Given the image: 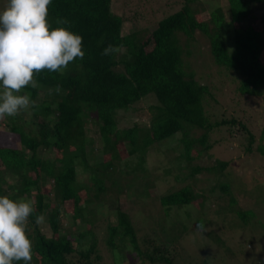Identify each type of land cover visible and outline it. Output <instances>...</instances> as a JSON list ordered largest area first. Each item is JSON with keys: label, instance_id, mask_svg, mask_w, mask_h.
Segmentation results:
<instances>
[{"label": "trees", "instance_id": "1", "mask_svg": "<svg viewBox=\"0 0 264 264\" xmlns=\"http://www.w3.org/2000/svg\"><path fill=\"white\" fill-rule=\"evenodd\" d=\"M114 1L52 0L48 6L50 30L63 27L82 36L85 56L70 62L63 74L48 70L35 74L38 87L29 85L19 95L27 94L36 106L0 120L7 139L0 142V195L31 198L34 189L39 192L28 220L31 232L26 231L32 241L30 264H98L102 241L116 264H125L127 253L136 258V264H181L178 248H183L185 235L197 230L203 238L217 232L211 227L212 231L202 232L205 224L199 219L194 225L180 219L169 225L158 223L161 231L148 228V221L139 227L128 210L115 204L122 193L131 196L136 205L142 203L137 205L141 210H146V200L159 198L165 214L196 204L208 221L225 211L239 220L237 216L244 217L252 209L249 205L254 197L243 186L238 189L232 175L225 174L231 162L217 158L212 151L215 145L236 140L238 145L231 143L236 159L242 161L244 155L251 168L264 170V163L260 164L264 159V30L257 28L264 25V15L255 24L256 16L264 11V0H228L230 21L220 8L205 21L200 14L205 6L199 4L194 9L198 0H184L179 11L153 23L152 29L143 27L129 33H124L126 18L114 10ZM57 20L68 23L58 24ZM200 33L208 43L207 53L201 48ZM109 45L119 46L120 52L102 55ZM211 66L229 72L238 82L236 106L223 90L204 84L198 76ZM251 104L260 112L256 121L247 120L249 111L242 108ZM120 115L133 116L125 129L120 128ZM222 130L228 135L217 138ZM180 133L182 152L169 155V167L163 173L170 174L180 165L186 171L173 172L175 186L162 192L156 183L158 169L149 163H160L162 152L167 154L160 145ZM17 144L20 149L14 146ZM124 155L135 159H128L126 166L142 174L141 181L127 191L120 164ZM81 166L94 168L89 176L91 185L80 180ZM7 175L16 186L7 181ZM192 180H199L197 186ZM51 181L58 204L51 217L55 233L62 207L68 202L73 203L74 219L80 217L85 190L87 215L77 246L67 236L47 238L36 223V217L46 213L48 198L43 191ZM179 183L187 184L180 187ZM100 204L116 212L115 220L107 217L103 229L96 211ZM186 215L192 217L190 212ZM178 222L188 223L181 229ZM102 230L99 238L97 233ZM85 237H89L87 246L82 243ZM178 240L182 244L175 249ZM230 240L205 238V246L195 249L193 258L196 256L199 264L207 263L205 256L214 261L223 262L228 256L242 261L236 259V249L231 251Z\"/></svg>", "mask_w": 264, "mask_h": 264}, {"label": "rangeland", "instance_id": "2", "mask_svg": "<svg viewBox=\"0 0 264 264\" xmlns=\"http://www.w3.org/2000/svg\"><path fill=\"white\" fill-rule=\"evenodd\" d=\"M184 0H115L114 1V10L118 12L119 14H124L126 18V23L124 25V33H129L130 31H135V29H140L143 27H148L149 29H152L153 26H155L160 20L167 17L170 14H173L177 11H179L182 6V2ZM8 3V0H0V11L4 10ZM198 3V5H197ZM205 6L204 10H200L201 18L205 21H209L211 14L214 10L220 8L224 12L226 18L228 21L231 20L230 14H229V4L228 0H198L194 5L193 8L196 9L197 6ZM216 12V11H215ZM264 15V11L260 12L255 19V24H258L261 22V18ZM155 23V25H153ZM263 26V27H262ZM257 28H262L264 30V25L260 24L257 26ZM233 34V31H231L230 35ZM199 39L201 42V45L204 49V53H207L209 51V46L205 38H203V35L201 33L199 34ZM197 46H195L196 48ZM202 56H200L198 59L200 60ZM208 69V67L204 68ZM222 71L223 73H221ZM217 69L216 67L211 66L209 68L208 72H200L198 76L201 80H203L204 84H207L211 87H214V89H220L223 90L225 94H227L231 100L230 104L232 106H236L237 102L239 101V94L236 89L238 82L234 79V76L231 75L229 72H225L222 69ZM207 76H210L208 79H206ZM203 78V79H202ZM243 101H246L244 99ZM242 101V105H243ZM251 103V102H250ZM212 105V103H211ZM210 105V107H211ZM142 108L145 107V105H140ZM242 108L249 111V119L253 121L258 120L260 117L259 110H255V106L253 104L251 105H245ZM237 109V108H236ZM19 114H22L21 112ZM146 114V113H145ZM145 116V115H144ZM146 117V116H145ZM133 118V116H119L120 120V128L125 129L128 124V121ZM250 123V122H249ZM251 124V123H250ZM221 134V135H220ZM213 137L215 134H213ZM217 138L222 136H227L228 133L224 130H222V133L217 132ZM182 138L181 133L173 137L170 142L169 140H165L164 142H168L167 144L160 145L161 149L165 151L167 154L162 152V156L160 157V163L152 161L149 164H154L155 168H157V185L158 189L162 192H165L166 189L172 188L176 184V180L174 179V174H179L178 170H181V173H185V167L183 165L177 166L174 171H172L170 174L163 173V169H166L169 167V159L171 155H176L177 153L182 152L183 145L180 142V139ZM6 137L3 136V128L0 127V142L1 144L6 143ZM163 142V143H164ZM231 143H235L238 145V143L235 141H232L230 143H225L221 145H215V148L213 149L212 153L220 159L228 160L230 161V168L225 172L230 175H232V179L235 182V185L238 189H240L242 186L246 190V192L253 198V204L251 203L249 207V211H247L246 216L241 217L237 216L239 218L235 219L231 217L228 212H220L219 214L214 216V221H208L207 215L201 214L199 212V209L196 207V204L189 205V206H183L180 209L172 210L168 214H165V211L162 210V207L160 205L159 198H149V200H146L144 202V207L146 210L139 209L138 206H140L142 203H136L132 202V197L127 196L125 193H122L119 197L114 195L115 198V204L122 205L124 210H128L130 214L132 215L135 222L138 223L139 227H142V225L145 226V223L147 221L149 224H147L150 229L155 228L157 231H161L160 225L157 226L158 223L163 225H169V222L174 220H183V221H189L191 225H194L193 222L199 220H203L205 226L202 229V232H210L212 231L211 228L215 229L217 232H211L208 235L205 234L203 238L200 235L199 231H191L187 235H185L182 239L183 248L182 246L179 247L182 243H180L177 246H174L175 249L178 248L179 253V259L181 260V264H199L197 263L196 256L195 259L193 258L195 249L198 250L201 247L205 246L204 239H214L217 237H227L231 238L230 241H228L229 246L231 247V251H234L236 249L238 251V258L236 259L242 260L235 262L230 256L228 258L223 259L222 261H214L212 257L206 258L207 263L206 264H260V262L263 261L264 258V170H261L260 168H251L247 163L249 162V158L243 155L242 161H238L235 157V155L232 153L231 150ZM9 144V143H8ZM7 144V145H8ZM6 145V146H7ZM16 148L20 149L19 144L14 145ZM174 150L173 152L170 150ZM175 152V153H174ZM46 155V154H45ZM127 155L123 156V163H120L123 167L122 175L123 180L122 184H124L125 191L128 190L130 186H134V184H138L141 181L142 174H138L135 169H131L126 166L127 160L131 159L135 161L134 158H126ZM166 157L167 162L164 163L163 160ZM214 157V158H216ZM153 160V158H152ZM246 161V162H245ZM212 163V160H211ZM264 163V159L262 158L260 161V164ZM148 164V169L152 173V166ZM203 164H206L203 163ZM163 167V168H162ZM4 167H1V169ZM94 171L90 168H85L84 166L78 167V173L80 174V180L84 183H87L88 185H91L92 182L89 181V176ZM5 175V174H4ZM230 180V179H229ZM7 181L11 182V184L16 186L17 182L14 183L12 178L7 175ZM192 184L197 186L199 180H192ZM251 182H256L255 184H251ZM51 184H47V186L44 188L45 196L47 199V206H46V213L44 214V220L38 224V227L40 230L45 234L47 238H55L59 239L60 237L65 238L67 236L69 239L74 240V245L77 246L79 243L76 241L82 231V227L84 226L83 217L87 215V211L85 209L86 206H84V201L87 200V197L85 195V190L82 192V198L83 205L81 209L79 210L80 217L78 219H74V209H73V203L68 202L65 206L62 207V218L59 222V230L58 233H55L51 227V217L56 213V206L58 204L56 203V196L52 193L51 190ZM187 183H179L178 186L182 187L185 186ZM7 185H3L5 188ZM2 187V186H1ZM254 187V188H253ZM258 188L260 191H258ZM3 190V188H2ZM123 189V192H125ZM37 193H39L36 189L33 190L31 194V198L27 195L21 196L18 198H14L13 200H19V199H25V200H31L33 203L36 202V197L38 196ZM5 194V193H4ZM0 196H5V195ZM143 198V197H141ZM121 199V201H119ZM250 200V199H248ZM102 205V206H101ZM154 209V211H153ZM97 216L98 220L99 217L101 220L99 221V224L101 228L103 229L106 222L107 217L110 215L112 220H115L116 218V212L110 207L100 204L97 209ZM104 211V214L101 212ZM151 213H150V212ZM187 212H190L192 217L187 219ZM226 214H228L226 216ZM235 215V214H234ZM211 216V215H210ZM220 216H225L224 218H221ZM109 218V217H108ZM212 218V216H211ZM97 220V221H98ZM104 223H103V222ZM188 222H178L181 229L182 226L187 224ZM181 224V225H180ZM211 227V228H210ZM26 231L31 232V227L29 224V221L25 225ZM89 228V226L87 227ZM97 228H95V231ZM99 230V229H98ZM97 230V231H98ZM154 230V229H153ZM99 235V238H101L104 234V231L97 233ZM144 235V232H140V236ZM169 235L172 237V234L169 233ZM199 238V239H198ZM83 245H88L89 243V237H85L82 241ZM198 248V249H197ZM199 251H197L198 253ZM117 253L119 254V248H117ZM100 255H101V261L98 264H116L113 261V256L110 252V249L105 244L104 241L100 244ZM115 257V256H114ZM190 257V258H189ZM201 257V255L199 256ZM116 258V257H115ZM117 259V258H116ZM214 261V262H213ZM183 262V263H182ZM139 263V262H138ZM137 263V264H138ZM125 264H136V258L133 255H130V253H127L126 255V261Z\"/></svg>", "mask_w": 264, "mask_h": 264}, {"label": "clouds", "instance_id": "3", "mask_svg": "<svg viewBox=\"0 0 264 264\" xmlns=\"http://www.w3.org/2000/svg\"><path fill=\"white\" fill-rule=\"evenodd\" d=\"M51 3L52 0H8L0 11V120L36 106L27 94L19 95L29 85L38 87L35 74L44 70L63 74L70 62L85 56L82 36L63 27L50 30ZM120 50L119 46L109 45L102 55ZM55 91L59 92L60 87ZM34 211L31 200L0 196V264L32 261V241L25 225ZM43 220V215L36 217L37 224Z\"/></svg>", "mask_w": 264, "mask_h": 264}]
</instances>
